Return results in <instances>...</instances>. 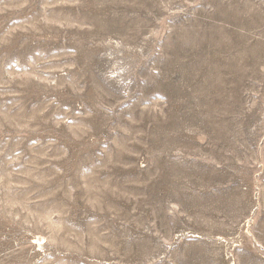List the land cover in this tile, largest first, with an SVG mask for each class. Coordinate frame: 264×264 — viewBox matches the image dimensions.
Masks as SVG:
<instances>
[{"label": "rangeland", "instance_id": "obj_1", "mask_svg": "<svg viewBox=\"0 0 264 264\" xmlns=\"http://www.w3.org/2000/svg\"><path fill=\"white\" fill-rule=\"evenodd\" d=\"M0 264H264V0H0Z\"/></svg>", "mask_w": 264, "mask_h": 264}]
</instances>
